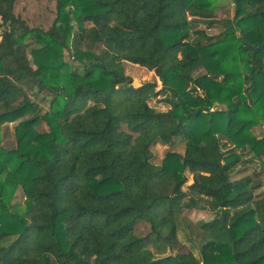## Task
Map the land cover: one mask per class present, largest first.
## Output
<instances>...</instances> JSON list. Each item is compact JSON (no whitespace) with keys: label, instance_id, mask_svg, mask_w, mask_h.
I'll return each mask as SVG.
<instances>
[{"label":"trees","instance_id":"obj_1","mask_svg":"<svg viewBox=\"0 0 264 264\" xmlns=\"http://www.w3.org/2000/svg\"><path fill=\"white\" fill-rule=\"evenodd\" d=\"M231 1L209 34L216 0H57L48 31L0 0V264H264V183L231 180L264 156V0ZM187 171L207 184L184 191ZM198 213L204 236L172 254Z\"/></svg>","mask_w":264,"mask_h":264},{"label":"rangeland","instance_id":"obj_2","mask_svg":"<svg viewBox=\"0 0 264 264\" xmlns=\"http://www.w3.org/2000/svg\"><path fill=\"white\" fill-rule=\"evenodd\" d=\"M56 1L57 0H16L14 4L13 12L16 17H19L25 21L26 25L31 29H40L42 31H48L56 18ZM217 10L215 12L216 18L219 21L218 27L214 30L208 31V33H217L221 30V20L232 19L234 15V5L231 0H216ZM204 25L197 22L193 25V30L203 29ZM126 68V75L132 79V85L137 87L144 83H157V79L153 73L148 72L145 69L136 67L134 65L126 63L124 65ZM196 75V74H195ZM158 84V88H159ZM162 97L152 99L149 101V105L157 111H166L168 108L164 105ZM42 109L46 111L47 106L43 103L40 104ZM44 130V127H42ZM254 135L261 137L264 135V127H256L253 130ZM0 142L3 148L11 149L15 145L13 124H5L0 129ZM168 151H174L177 153H183V146L176 145L174 148H168L162 145H156L153 148V163L155 165H160L161 160ZM186 177L188 179L187 183L184 185L183 190L187 191V187L193 184H207L208 178L205 175L191 174L189 171L186 172ZM255 175H258L256 178ZM251 176L254 179H258L264 183V156L260 160H252L249 156L242 155L239 164L235 167L231 174V180H238L242 177ZM260 192V191H258ZM256 192V193H258ZM13 203L16 204L18 211L23 210V197L19 193ZM185 222L182 229L179 232V240L181 241V248L178 251L172 252L184 253L186 250H193L190 243L187 242L186 237H192L196 241L204 236V232L201 230V226L206 222L211 220L209 216L198 213L196 215L187 214L185 215ZM140 231H143V226H140ZM155 258H161L169 255V253L159 254L154 249H151ZM196 254V252H194Z\"/></svg>","mask_w":264,"mask_h":264}]
</instances>
